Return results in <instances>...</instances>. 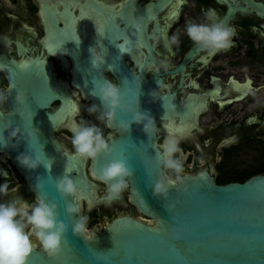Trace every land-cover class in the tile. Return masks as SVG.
I'll list each match as a JSON object with an SVG mask.
<instances>
[{"label":"flooded vegetation","instance_id":"1","mask_svg":"<svg viewBox=\"0 0 264 264\" xmlns=\"http://www.w3.org/2000/svg\"><path fill=\"white\" fill-rule=\"evenodd\" d=\"M209 8L215 9L219 19L236 33L235 46L214 57L201 52L182 31L187 20H203V11ZM83 11L92 14L90 30L97 33V54L90 52V47L64 21L78 18ZM49 33L63 55L45 48ZM173 33L179 36V43L172 45L169 52L164 47V38ZM95 55H99V64L93 67ZM165 57L168 70L157 71ZM120 59L137 77L156 80L159 96L171 95L185 109L183 114L171 115L176 122L189 112L190 98L203 101V110L193 129L182 136L176 135L183 158L194 157L185 173L216 171L211 163L214 154L204 156L203 148L208 145L223 148L220 156L225 164L243 151L254 154L255 163L259 162L242 173L223 169V173L215 175L218 185H225L218 183L220 178L264 171V0H0V90L14 98L16 84L21 79H37L44 84L50 80L57 94L66 95L72 104L81 106L78 113L72 118L68 116L53 132V139L71 153V128L82 119L97 123L106 135H117V131L105 127L87 112L95 103L84 96L80 71L88 64L104 79L118 83L113 65ZM23 62L28 64L25 70L20 67ZM62 105L63 102L56 100L47 111H56ZM8 112V104L0 107V113ZM201 119L209 123L206 128L200 127ZM164 122L163 118L158 124V145L166 137L161 132ZM215 132L219 133L216 140L201 139V146L191 143L198 133ZM200 164L205 166L197 169ZM0 169L8 172V181L19 188L18 195L29 201L34 198L17 166L2 151ZM94 181L100 193H108L104 183ZM3 183L5 178L0 177V184ZM121 197L123 201H113L94 210L122 208L113 217L135 212L140 218L128 201V191ZM4 199L0 197V201ZM106 216L102 215L107 219Z\"/></svg>","mask_w":264,"mask_h":264},{"label":"water","instance_id":"2","mask_svg":"<svg viewBox=\"0 0 264 264\" xmlns=\"http://www.w3.org/2000/svg\"><path fill=\"white\" fill-rule=\"evenodd\" d=\"M91 15L83 11L78 18L64 21L72 33L90 47V52L96 53L99 48L98 37L97 33L90 30ZM51 35L49 33L46 39L45 48L51 53H62ZM135 59L138 61L137 57ZM93 62L95 65L99 64V55H95ZM22 64L25 68L28 65L25 62ZM113 69L121 86L123 102L135 105L138 101V111L151 115L157 126L164 118L161 132L166 136H182L196 125L204 106L202 100L190 98L192 105L189 112L176 122L171 115L183 114L185 109L171 95L159 96L156 93L159 99L154 100L150 93L156 91L159 85L156 80L144 81L137 77L121 59L115 62ZM80 74L84 96L99 106V99L91 95L92 80L104 78L88 64L82 67ZM16 86L17 91L23 90L26 93L29 105L36 113L33 123L42 133V142L46 141L45 153L55 160L51 176L58 178L70 173L88 198V188H96L97 198L93 205L83 200L87 210L108 206L113 201H123L121 196L109 199V193H100V187L94 181H99L100 170L107 163L103 157L90 162L88 159L77 158L53 139L55 128L70 108L69 97L57 94L52 89L50 80H46L44 84L37 79L30 81L24 78ZM56 100L63 102L61 109L48 112L47 109ZM13 105L14 98L10 97L9 112L0 113V128L20 124V117L12 112ZM120 118L126 117L121 115ZM200 122L202 128L209 124L206 119H201ZM110 128L117 131L113 158H124L130 167L135 168V177L128 190V201L140 218L132 214H119L97 232L94 241L87 242L71 232L75 217L69 216L65 207L72 198L69 197V201L61 199L54 182H50L48 198L59 205L60 217L69 224V232L57 257L49 258L36 247L29 258V264H264V174L253 176L243 183L225 185H218L215 179V175L223 173L225 168L242 173L258 166L259 162L255 163L254 154L243 151L240 156L225 164L220 156L223 148L206 146L203 148L204 156L214 154V161L211 163L216 171L211 169L196 174L185 173L184 184L171 189L169 199L165 201L155 197L152 190L162 170L157 157L158 131L150 141L142 131V125L133 124L130 135L123 133L116 125ZM218 137L217 132L206 135L198 133L191 143L201 146V139L216 140ZM24 149L25 145L20 144L17 149L5 148L0 151L10 157L32 189L35 176H47L48 173L43 168L29 173L19 167L16 157ZM183 159L184 167H191L194 157L186 155ZM201 166L205 165L200 164L197 169ZM77 204L81 211L82 203L77 201ZM169 205H175L171 212L168 210ZM157 228L158 231L153 230Z\"/></svg>","mask_w":264,"mask_h":264},{"label":"clouds","instance_id":"3","mask_svg":"<svg viewBox=\"0 0 264 264\" xmlns=\"http://www.w3.org/2000/svg\"><path fill=\"white\" fill-rule=\"evenodd\" d=\"M202 15L201 21L187 20L182 29L183 34L209 57L230 51L235 46L234 28L220 20L215 9H206ZM164 41L165 49L170 52L171 46L179 43V36L173 33L165 37ZM20 67L25 70V65L21 64ZM168 68L169 62L165 57L160 61L157 71H167ZM92 84L91 95L99 99L100 105L88 107L89 115L95 116L105 127L116 125L129 135L133 124L142 125V131L149 140L154 138L158 131L155 119L147 112L138 111V101L135 105L123 102L121 86L117 82L96 78ZM156 93H150L154 100L159 99ZM10 97L5 90H0V107L6 106ZM12 112L20 117V124L0 128V149H17L20 144H24V151L16 157L19 167L29 173L43 168L48 173L47 176H35L32 186L35 195L29 201L17 194L19 188L8 181V172L0 169V177L5 178V183L0 184V197L6 198L0 201V264H29V258L37 246L49 258L57 257L69 232V224L60 217L59 205L48 198L50 182H54L61 199L72 198L65 207L66 213L75 217L71 224L72 234L92 242L96 239L97 230L90 228L89 215L82 214L78 207L80 188L71 174L58 178L51 176L55 160L44 151L46 141L42 142V133L33 123L36 113L23 90L15 93ZM121 115L126 118L121 119ZM71 145L77 158L95 161L103 157L107 161L98 179L106 185L109 199L119 198L129 190L131 180L135 177V168L130 167L124 158H113L114 137L106 135L97 123L83 119L75 123L71 128ZM157 157L162 170L152 186L153 195L167 201L170 190L183 185L185 181L180 139L172 134L166 136L159 144ZM174 208L175 205L168 206L170 212ZM153 230L158 231V228Z\"/></svg>","mask_w":264,"mask_h":264},{"label":"rangeland","instance_id":"4","mask_svg":"<svg viewBox=\"0 0 264 264\" xmlns=\"http://www.w3.org/2000/svg\"><path fill=\"white\" fill-rule=\"evenodd\" d=\"M69 143V142H67ZM71 143V142H70ZM122 208H100L99 211H96L94 209L87 210L85 203H82L81 213L87 214L90 217V228H94L98 231H100L106 223L113 218L114 215H117L119 212L122 211ZM125 211V210H124ZM102 215H107V219L103 218ZM133 215L138 218V215L133 212ZM139 219V218H138Z\"/></svg>","mask_w":264,"mask_h":264},{"label":"bare ground","instance_id":"5","mask_svg":"<svg viewBox=\"0 0 264 264\" xmlns=\"http://www.w3.org/2000/svg\"><path fill=\"white\" fill-rule=\"evenodd\" d=\"M51 53V52H50ZM54 54H57V55H63L62 53H59V52H52ZM70 99V98H69ZM81 109V106L77 105V104H72L70 102V108L66 114V116L64 117V119L59 122V124L57 125V127L66 120V118L69 116L70 118L73 117V115H75L76 113H78ZM56 127V128H57ZM95 175V174H94ZM93 175V176H94ZM96 178V176H94ZM88 192H89V195H90V198H88L83 192L82 190L80 189V193H79V203H83V200H85L89 205H93L95 202H96V192H97V189L96 188H88ZM109 196V195H108ZM108 199V198H107Z\"/></svg>","mask_w":264,"mask_h":264},{"label":"trees","instance_id":"6","mask_svg":"<svg viewBox=\"0 0 264 264\" xmlns=\"http://www.w3.org/2000/svg\"><path fill=\"white\" fill-rule=\"evenodd\" d=\"M264 171H258V172H254V173H251V174H248V175H244V176H241V177H232V178H220L218 179V183L219 184H227V183H230V182H239V183H243L245 182L246 180H248L252 175H260L261 173H263Z\"/></svg>","mask_w":264,"mask_h":264}]
</instances>
